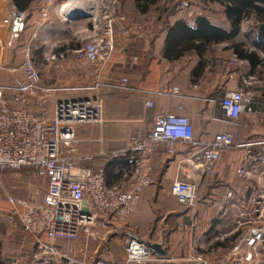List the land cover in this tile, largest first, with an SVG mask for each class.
<instances>
[{
    "label": "crops",
    "instance_id": "1",
    "mask_svg": "<svg viewBox=\"0 0 264 264\" xmlns=\"http://www.w3.org/2000/svg\"><path fill=\"white\" fill-rule=\"evenodd\" d=\"M10 2L12 0H0V66L8 62L7 68L0 70L1 84L13 85L16 80L24 81L26 76L21 67L27 58H31L39 71L40 84L61 89L46 103L47 116L52 118L58 102L89 99L93 95L89 88L97 80L104 82L100 93L104 100L105 122L84 124L76 129L78 155L98 154L102 150H125L130 146L135 130L140 127L152 130L156 116L163 113L188 117L193 123L195 138L202 141L210 140L224 130L242 133L244 140L264 138L262 67H258L255 74L260 82L248 88L244 85L242 75L250 72V67L230 69L227 61L233 58L232 53L220 51L223 62L218 61L197 74L199 58L195 52H189L174 61L165 58L166 32L161 36H129L124 40L117 36L111 59L96 72L95 66L78 62L71 52L79 47L77 38L82 33L79 19L65 18L61 14L59 17L62 18L59 19L48 6L47 0L37 1L28 15L25 33L14 44L12 57L7 58L4 49L9 34L1 22L7 16ZM43 11L49 12L45 21ZM188 24L194 26L195 21ZM61 31L65 33L63 38L57 37ZM237 41L245 43L247 50L264 59V40L258 35L257 29L251 34H246L242 29ZM61 52H66L64 59L56 62L49 60L53 54ZM122 78L129 79L131 90L122 91L111 87V84L118 83ZM167 86L179 87L180 96L156 95V92ZM239 88L253 92L252 102L248 106L251 110L247 108L241 114L237 126L227 127L222 122L224 115L220 101L225 92ZM24 100L16 106H21ZM147 101H151L153 106L146 107ZM178 106L183 109L178 111ZM29 107L36 108L34 105ZM191 151L189 146L181 145L175 156H168L163 147L154 152L152 184L141 194L137 208L127 222L111 231L110 239L101 243L83 239L77 242L59 241V245L90 261L102 258L111 264H119L126 259V240L133 237L149 245L159 244L166 251L165 258L175 264H197L193 259L200 255L209 264L228 263L225 257L229 255L238 236L236 217L252 210L258 184L256 180L238 177L237 169L242 158V153L238 151L222 156V170L216 180L202 181L183 162ZM82 166L97 171L105 165L98 159L83 163ZM176 179L194 180L201 186L197 214L173 196L171 187ZM37 180L41 187L36 198L10 196L6 187H0V264H44L49 259L53 260L48 256H43L42 260L35 257L37 243H48L46 235L26 233L19 216L12 226L1 218L14 209L11 198L27 202L42 201L48 181L43 177ZM107 181L112 184V172L108 173ZM229 191L233 192L234 198H226ZM193 223L195 226H192ZM242 264H264V250L260 247L252 261Z\"/></svg>",
    "mask_w": 264,
    "mask_h": 264
},
{
    "label": "built area",
    "instance_id": "2",
    "mask_svg": "<svg viewBox=\"0 0 264 264\" xmlns=\"http://www.w3.org/2000/svg\"><path fill=\"white\" fill-rule=\"evenodd\" d=\"M48 6L54 0H47ZM43 11V20L48 18ZM105 24L92 26L88 40L72 50L78 62L95 66L98 72L112 57L116 47V34L110 15ZM28 24V14L20 11L10 2L7 16L1 25L9 34L7 58L12 57L14 44L21 39ZM66 52L53 54L49 60L64 59ZM236 68L249 66L247 61H232ZM25 80H16L13 85L0 83V170H33L36 177L46 178L48 188L40 202H27L11 198L14 209L1 218L12 226L17 216L26 233L44 234L48 243L38 242L35 257L42 260L48 256L55 264H111L106 259L88 260L72 251L65 250L59 241L86 242L105 240L111 231L122 227L135 212L143 191L152 184V156L163 147L168 156H175L181 145L192 151L183 162L202 181L216 180L222 170L220 160L226 153H242L237 175L241 179L256 180L258 194L253 200L252 210L236 217L238 234L235 244L226 258L228 263L250 262L261 247L264 250V138L244 140L242 133L227 130L214 135L210 140L195 138L191 120L177 113H163L156 116L152 130L138 128L131 136V144L125 150L105 151L98 154L78 155L76 129L84 124H103L104 100L97 80L89 90V99L58 102L52 118L47 116V101L61 89L47 88L40 84L39 71L31 58L22 67ZM3 65L0 66V70ZM244 85L257 86L258 76L243 73ZM111 87L131 90L128 78H122ZM177 86L163 87L158 96L179 97ZM254 94L242 88L225 92L220 101L227 126H237L242 113L247 110ZM25 98L24 103L16 104ZM34 105L36 108H30ZM146 107H152L151 101ZM183 108L177 107L178 111ZM102 160L104 165L95 171L83 167V163ZM112 172L113 182L108 183ZM201 186L194 180L176 179L171 192L176 200L194 210L200 203ZM226 198H234L229 191ZM192 226H195L194 223ZM107 240V239H106ZM126 259L119 264H162L170 262L165 257L155 256L151 247L138 238H128L125 244ZM49 259L47 263L53 264ZM197 264H209L202 255L194 258ZM44 262V261H42ZM15 263V262H14Z\"/></svg>",
    "mask_w": 264,
    "mask_h": 264
},
{
    "label": "trees",
    "instance_id": "3",
    "mask_svg": "<svg viewBox=\"0 0 264 264\" xmlns=\"http://www.w3.org/2000/svg\"><path fill=\"white\" fill-rule=\"evenodd\" d=\"M37 1L12 0L17 9L28 15ZM170 1L133 0L136 10L141 15H147L161 3ZM199 3L205 14L196 17L194 26L180 20L168 27L165 58L168 61H174L189 52H195L199 58L196 73L201 74L206 67L214 66L218 61L223 62L219 55L221 52L228 51L233 56L228 61L249 63L250 75L257 74L258 67H262L263 70L264 59H260L255 52L247 50L245 43L237 41V38L242 32L243 24L254 21L258 35L264 40V0H199ZM212 6H217L221 10L220 23L215 22ZM223 45L224 47L220 49ZM247 108L251 110L250 107Z\"/></svg>",
    "mask_w": 264,
    "mask_h": 264
},
{
    "label": "rangeland",
    "instance_id": "4",
    "mask_svg": "<svg viewBox=\"0 0 264 264\" xmlns=\"http://www.w3.org/2000/svg\"><path fill=\"white\" fill-rule=\"evenodd\" d=\"M70 5V0H54V5L51 7L60 19L62 17L67 18L64 15V11L70 8ZM93 6L94 8L89 6V8H92L91 15L89 14L87 17L78 20L79 24L82 25V33L77 38L79 46L88 40L92 26L97 23L102 27L106 22L104 18L108 15L112 18L116 36L120 40H124V38L129 36H135L136 38L146 35L152 37L161 36L167 32L168 27L174 24L177 19H183L191 23L195 21L197 16L205 14L199 0H171L168 3H161L147 15L138 13L133 0H97V4ZM212 8L215 13V22L220 23L222 21L220 8L217 6H212ZM59 14L62 17H59ZM242 29L246 34H251L256 30V25L254 21H248L243 24ZM58 35L57 37L61 36L60 38H63L65 33L61 31ZM127 44L130 46L129 42ZM6 45L4 49L5 56L7 54ZM227 64L230 69L236 68V65L232 64L231 61H228ZM7 65L8 62L3 65V68H7ZM37 179L38 177L34 176L33 170L30 168L20 171L0 170V187H6L8 195L17 198H36L37 193H39V187H41ZM110 238L106 237L107 240ZM106 239L96 240L95 243L104 242Z\"/></svg>",
    "mask_w": 264,
    "mask_h": 264
},
{
    "label": "bare ground",
    "instance_id": "5",
    "mask_svg": "<svg viewBox=\"0 0 264 264\" xmlns=\"http://www.w3.org/2000/svg\"><path fill=\"white\" fill-rule=\"evenodd\" d=\"M70 3V8L64 11V15L69 19L76 18L78 16L89 15L92 13L91 7L94 8L93 5L97 4V0H70ZM89 6L91 7L89 8Z\"/></svg>",
    "mask_w": 264,
    "mask_h": 264
},
{
    "label": "water",
    "instance_id": "6",
    "mask_svg": "<svg viewBox=\"0 0 264 264\" xmlns=\"http://www.w3.org/2000/svg\"><path fill=\"white\" fill-rule=\"evenodd\" d=\"M88 15H85V16H78L76 18H71V19H74V20H78V19H81V18H85L87 17ZM151 247V250L153 253L161 256V257H165L166 256V251L165 250H162L161 246L159 244H151L150 245ZM162 264H175L173 262H165V263H162Z\"/></svg>",
    "mask_w": 264,
    "mask_h": 264
}]
</instances>
